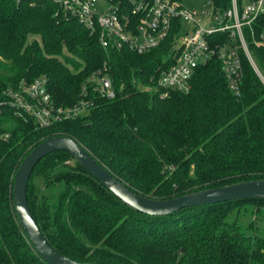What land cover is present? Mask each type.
<instances>
[{"label": "trees", "instance_id": "obj_1", "mask_svg": "<svg viewBox=\"0 0 264 264\" xmlns=\"http://www.w3.org/2000/svg\"><path fill=\"white\" fill-rule=\"evenodd\" d=\"M225 11L232 0H212ZM246 0H238L240 6ZM175 20L162 42L139 53L105 47L98 31L68 14L57 0H0V264H49L29 240L13 203L15 173L41 141L76 139L134 191L171 198L192 191L264 178V81L239 46L240 93L229 86L222 60L199 64L187 92L161 95L158 67L172 62ZM264 76V12L244 27ZM224 43L229 32L209 35ZM113 79L116 94L99 96L76 118L39 126L8 103V88L47 78L54 102L69 107L90 77ZM150 87L149 88H147ZM28 203L47 240L61 253L94 264H264V231L227 219L236 199L153 215L116 197L66 151L34 167Z\"/></svg>", "mask_w": 264, "mask_h": 264}, {"label": "built area", "instance_id": "obj_2", "mask_svg": "<svg viewBox=\"0 0 264 264\" xmlns=\"http://www.w3.org/2000/svg\"><path fill=\"white\" fill-rule=\"evenodd\" d=\"M57 1L66 13L77 16L91 32L98 31L105 47H129L139 53L158 46L173 28L175 20L180 19L184 26L185 22L194 21L191 32L185 26L177 37L172 62L158 67L156 83L161 95L172 90L189 91L196 68L214 55L223 62L230 88L239 94L242 76L239 46L264 81L244 34V27L251 26L264 12V0H246L243 6L238 0H232V5L225 11H215V22L209 28L202 27L196 19L197 10L185 8L181 0H106L107 6L101 9L98 4L103 0ZM220 31L229 32V40L212 44L209 35ZM89 88L106 98L116 94L113 79L98 71L90 77L89 84L84 85L80 102L73 106H59L54 102L45 76L8 88V103L25 120L31 117L37 125L49 126L86 113L93 103ZM9 134L0 126V138H7Z\"/></svg>", "mask_w": 264, "mask_h": 264}, {"label": "water", "instance_id": "obj_3", "mask_svg": "<svg viewBox=\"0 0 264 264\" xmlns=\"http://www.w3.org/2000/svg\"><path fill=\"white\" fill-rule=\"evenodd\" d=\"M54 151L70 153L76 161L124 203L153 215H168L183 208L222 201L264 198V178L205 188L166 199L146 196L134 191L114 176L76 139L66 135L49 137L38 143L25 156L16 170L13 185V203L20 223L35 249L49 264H94L75 260L56 249L38 226L28 203L27 188L32 171L44 156Z\"/></svg>", "mask_w": 264, "mask_h": 264}, {"label": "rangeland", "instance_id": "obj_4", "mask_svg": "<svg viewBox=\"0 0 264 264\" xmlns=\"http://www.w3.org/2000/svg\"><path fill=\"white\" fill-rule=\"evenodd\" d=\"M181 4L189 10H197L196 19L202 27L209 28L211 24H214L216 10L212 0H181ZM106 6V0L100 1L98 4L99 9ZM185 26L191 32L194 21L185 22ZM147 88L150 89L148 86ZM227 219L242 225H248L249 222L253 221L257 231H264V202H244L235 205L233 210L228 213Z\"/></svg>", "mask_w": 264, "mask_h": 264}]
</instances>
